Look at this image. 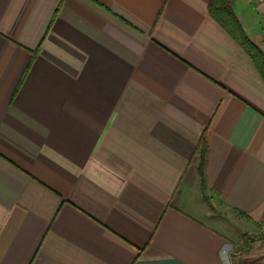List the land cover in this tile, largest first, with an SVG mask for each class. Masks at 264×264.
Instances as JSON below:
<instances>
[{
    "label": "crops",
    "instance_id": "obj_1",
    "mask_svg": "<svg viewBox=\"0 0 264 264\" xmlns=\"http://www.w3.org/2000/svg\"><path fill=\"white\" fill-rule=\"evenodd\" d=\"M209 2L0 0V264H264V82Z\"/></svg>",
    "mask_w": 264,
    "mask_h": 264
},
{
    "label": "trees",
    "instance_id": "obj_2",
    "mask_svg": "<svg viewBox=\"0 0 264 264\" xmlns=\"http://www.w3.org/2000/svg\"><path fill=\"white\" fill-rule=\"evenodd\" d=\"M208 13L248 54L255 65L257 73L264 82V54L247 37L239 19L233 13L231 0H210ZM205 151V142L201 139L198 152L200 158L198 174L202 188L206 187L203 175Z\"/></svg>",
    "mask_w": 264,
    "mask_h": 264
},
{
    "label": "built area",
    "instance_id": "obj_3",
    "mask_svg": "<svg viewBox=\"0 0 264 264\" xmlns=\"http://www.w3.org/2000/svg\"><path fill=\"white\" fill-rule=\"evenodd\" d=\"M256 3L264 7V0H255ZM256 239L262 240L264 239V222L262 223L261 227L256 232Z\"/></svg>",
    "mask_w": 264,
    "mask_h": 264
}]
</instances>
